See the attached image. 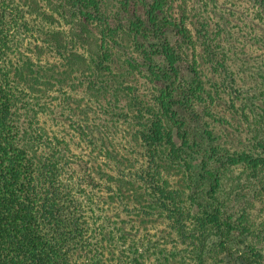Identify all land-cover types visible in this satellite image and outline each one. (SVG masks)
Masks as SVG:
<instances>
[{
  "label": "trees",
  "instance_id": "obj_1",
  "mask_svg": "<svg viewBox=\"0 0 264 264\" xmlns=\"http://www.w3.org/2000/svg\"><path fill=\"white\" fill-rule=\"evenodd\" d=\"M250 1L264 23V0ZM183 7L181 0H0V264H147L150 250L138 222L156 214L189 239L212 230L231 264H264L256 226L246 210L239 214L226 183L228 174L242 169L234 197L254 189L264 201V111L253 118L248 145L231 151L217 140L199 104L206 83L188 63L185 47L194 34ZM83 26H90L94 45H82ZM200 34L207 60L226 67L205 25ZM43 47L66 62L78 59L79 50L87 52L81 82L93 106L91 116L70 124L69 138L53 142L29 132L19 107L29 93L28 77L47 83V63L35 54ZM135 49L139 56L131 54ZM14 53L19 64L12 62ZM135 69L147 71L156 84L150 103L129 79ZM68 99L64 92L59 104ZM121 121H131L130 141L139 143L142 162L104 179L85 164L86 147L99 146L105 130ZM165 162L187 174V199L202 213L193 220L186 217L181 192L166 186ZM103 190L126 215L118 218L110 259L95 218Z\"/></svg>",
  "mask_w": 264,
  "mask_h": 264
},
{
  "label": "rangeland",
  "instance_id": "obj_2",
  "mask_svg": "<svg viewBox=\"0 0 264 264\" xmlns=\"http://www.w3.org/2000/svg\"><path fill=\"white\" fill-rule=\"evenodd\" d=\"M181 2L184 6L182 9L188 16L187 24L194 34L192 42L185 47L190 60L188 63L190 64L191 60L194 62L191 63L198 68L206 83V94L199 103L200 109L209 114L207 120L210 129L218 135L217 140H221L231 151H237L248 145L247 140L256 123L253 118L264 111V44L261 42V38H264V23L256 13L257 6L250 0H181ZM173 11L178 16L177 8ZM203 25L216 40L219 50L225 54L226 67H217L207 60L202 50L203 39L200 34ZM90 31V26L79 29V33L82 34L81 43L85 47L87 44L91 46L95 43ZM27 45L28 43L24 42L20 50L24 52L22 48L26 49ZM140 51L135 49L131 54L139 56ZM15 53L11 56L12 62L19 64L16 60L19 56ZM86 53L79 50L78 59L70 62L64 61L46 47L38 49L35 53L37 58L47 63L49 78L46 84L37 82L35 84L28 77L29 93L22 97L19 105L21 119L26 120L25 126L34 136L43 140L47 138L52 142L69 138L70 124L77 122L79 118L83 120L85 116H91L92 109L90 110L89 106H93L89 102L91 97L88 93L89 88L86 81L81 82L85 78L82 72L86 71L84 70L87 64ZM30 54L32 52L25 56ZM150 78L147 71L140 69L138 71L135 69L133 76L129 77L138 87L139 95L146 103L153 101L152 96L157 90L156 84ZM64 92L69 99L66 103L59 104ZM180 113L183 114L184 111L181 110ZM130 122L114 123L110 130H105L106 138L98 141L99 146L86 147L85 164L94 165L101 178L115 179L119 167L122 169L129 166L138 167L142 162L140 154L142 155L143 151L139 143L130 141L133 131ZM191 126H196L194 121ZM73 151L77 152V149L73 147ZM128 159L133 161L130 163ZM163 170L166 186L181 192L180 197L182 203H185L188 221L193 220L194 216L201 215L197 206L187 199L189 191L184 168L165 162ZM244 177L242 169L228 174L226 183L229 199L238 206L239 214L245 210L248 212L256 226L255 236L261 238L256 242L264 244V201L254 193V189L247 190L245 197L235 198L233 195ZM231 183L234 185L230 186ZM128 188L131 190L130 186ZM108 194L105 190L102 191L101 208L96 211L95 218L106 237L103 241L106 246L105 257L110 259L113 258L115 250L114 242L119 236L117 234L119 219L123 220L126 215L118 211L119 206L112 203ZM138 226V232L143 231L148 241L147 248L150 251L147 264H231V259L220 247L218 237L210 229L209 232L200 233V236L189 239L179 234L177 228L170 226L168 220L158 214L144 222H138ZM261 229H263L261 232L258 231ZM196 231L198 230L195 229ZM259 232L260 237L257 235ZM109 235H112V240L109 239ZM107 262L116 264V261Z\"/></svg>",
  "mask_w": 264,
  "mask_h": 264
}]
</instances>
